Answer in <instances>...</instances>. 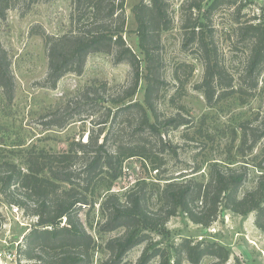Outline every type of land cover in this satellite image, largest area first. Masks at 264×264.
Instances as JSON below:
<instances>
[{
  "label": "trees",
  "instance_id": "1",
  "mask_svg": "<svg viewBox=\"0 0 264 264\" xmlns=\"http://www.w3.org/2000/svg\"><path fill=\"white\" fill-rule=\"evenodd\" d=\"M72 1L71 30L61 36L41 34L48 61L42 87L54 90L65 75H81L88 56L98 53L112 55L117 64L128 63L132 78L130 84L123 86L112 99L102 97L98 89L106 92L105 83L88 87L75 98H70L65 109L72 105L74 109L66 113L65 120L58 118L60 110L51 114L49 126L64 128L76 117L83 124L92 123L90 115L94 116L96 110L83 116L87 111H80V107H99L104 113L97 117L100 122L95 124L98 126L96 136L89 133L85 142L72 140L67 150L61 152L31 149L26 153L25 170L12 162L0 160V195L8 205L21 208L28 217L35 219L16 247L19 258L34 264H92L95 241L80 220L81 210L89 204V197L100 182L117 180L126 161L149 163L158 174L159 167H154L148 145L149 137L158 140L161 151L174 153L175 148L165 139L163 132L167 126L175 130L189 124L179 114L159 121L154 105L155 97L164 85L157 53L159 36L171 24L162 0H140L132 10L138 51L145 62L142 70L139 57L126 46L123 38L126 33L125 0ZM10 2L0 0V19L5 18ZM204 2L190 0L189 17L184 20L182 29L188 41L196 43L201 53L203 78L195 89L203 95L208 107H214L233 92L241 95L244 90L242 86L234 90L229 81L225 85L226 69L219 62L210 41L207 21L221 6H235L236 13H240L251 0H243V3L242 0H210L205 5ZM237 26L238 38L251 43L246 77L251 80V89L255 90L263 72L264 23L254 16L249 21L237 22ZM171 75L173 80H178L175 69ZM141 80L144 82L143 103L133 102ZM0 89L6 101L11 103L14 77L9 55L1 44ZM130 112L135 113L130 141H113L111 133L120 134L121 120ZM239 128L241 134L236 153L245 161L238 167H233L237 162L232 157L226 162L210 163L204 179H198L201 170L194 169L189 174H178L169 179L157 176V183L141 181L125 195L124 202L116 195L108 196L101 205L105 217L101 228L104 232L124 231L106 244L105 249L110 255L121 258L131 248L146 244L139 264H149L154 259H158V264H183L184 260L199 264L205 257L213 259L210 264H227L229 251L215 241L181 238L163 247L152 240L151 235L162 234L169 219L179 213L192 224L206 229L225 212L241 217L252 214L255 227L264 234V145L253 155L264 139V122L256 118L241 123ZM232 136L237 140L235 131ZM249 156L252 157L246 159ZM250 168L260 175L253 188L241 193ZM148 187L150 195L155 194L158 201L153 210L148 207ZM17 192H21V196Z\"/></svg>",
  "mask_w": 264,
  "mask_h": 264
},
{
  "label": "rangeland",
  "instance_id": "2",
  "mask_svg": "<svg viewBox=\"0 0 264 264\" xmlns=\"http://www.w3.org/2000/svg\"><path fill=\"white\" fill-rule=\"evenodd\" d=\"M125 1L126 33L123 38L126 46L139 57L142 70L145 62L138 51L132 11L140 0ZM209 1L205 0L204 5ZM162 2L171 24L159 36L157 53L162 64L161 79L164 85L159 89L154 105L159 121H166L179 114L189 124L175 130L167 126L163 132L165 139L175 148L174 153L161 151L158 140L149 137L148 145L155 162L154 167H159L158 174L149 163L126 161L117 180L100 182L89 197V204L81 210L80 220L95 241L92 264H139L146 250V244H141L128 250L121 258H116L105 249L111 239L124 233L122 229L104 232L101 228L105 221L101 205L108 196L116 195L124 202L125 195L141 181L146 184L157 183V176L169 179L178 174H189L194 169H200L201 174L197 178L204 179L210 163L226 162L232 157L237 162L233 167H238L240 162L245 161L236 153L241 134L240 124L256 118L264 122V63L261 66L263 72L258 88L252 90L251 80L246 77L251 43L242 42L236 31L237 22L249 21L254 16L264 23V0H251L240 13H236L235 6H221L207 21L211 31L210 41L217 51L219 62L226 69L228 78L225 85L229 81L234 90L239 86L244 90L241 95L233 92L214 107H208L203 95L195 89L203 78L201 53L196 43L188 41L187 34L182 29L184 20L189 17L190 0ZM73 7L72 0H11L5 18L0 19V44L9 55L14 77V99L11 103L6 101L0 89V160L12 162L22 170L26 169V153L31 149L56 153L67 150L72 140L85 142L87 134L96 136L98 126L95 124L100 122L97 117L104 113L99 107H80V111L88 113L83 112V116L96 110L94 116L90 115L92 123L83 124L76 117L64 128L49 126L53 112L60 110L58 118L65 120L68 117L66 113L73 111V105L68 110L65 109L70 98H75L88 87H99L105 83L108 89L106 92L98 89L102 97L112 99L123 86H128L131 82V67L128 63L117 64L112 55L98 53L88 56L81 75H65L54 90L42 87L48 71V61L41 34L61 36L68 33L72 28L70 16ZM194 15L195 12L192 11V17ZM174 69L178 80L172 78L171 72ZM143 94L144 82L141 80L133 102L143 103ZM134 119L135 113H127L120 123L122 131L119 135L113 131L110 139L129 142ZM108 127L109 125L105 128L106 131ZM233 131L237 134V140H233ZM102 139L103 136L100 141ZM263 145L264 139L253 155ZM258 175L260 173L254 168L249 169V176L241 193L254 187ZM146 193L149 195V209H156L158 201L155 194L150 195V187L146 189ZM16 194L21 196V192ZM34 221L21 208L8 205L0 195V264H34L19 258L16 250L22 236ZM151 237L163 247H168L181 238L215 241L229 251L227 264H264V234L255 227L252 214L241 217L225 212L206 229L192 224L179 213L169 219L162 234H152ZM212 261V258L205 257L199 264H210ZM149 264H158V259ZM183 264L189 263L184 260Z\"/></svg>",
  "mask_w": 264,
  "mask_h": 264
}]
</instances>
